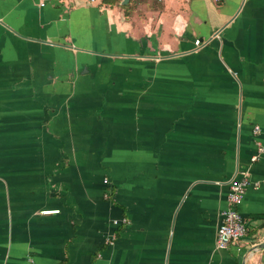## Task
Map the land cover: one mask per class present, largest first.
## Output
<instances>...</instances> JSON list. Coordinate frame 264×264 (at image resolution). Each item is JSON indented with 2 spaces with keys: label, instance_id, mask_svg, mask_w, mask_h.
<instances>
[{
  "label": "crops",
  "instance_id": "crops-1",
  "mask_svg": "<svg viewBox=\"0 0 264 264\" xmlns=\"http://www.w3.org/2000/svg\"><path fill=\"white\" fill-rule=\"evenodd\" d=\"M121 2L0 0V264H264V0Z\"/></svg>",
  "mask_w": 264,
  "mask_h": 264
},
{
  "label": "built area",
  "instance_id": "built-area-1",
  "mask_svg": "<svg viewBox=\"0 0 264 264\" xmlns=\"http://www.w3.org/2000/svg\"><path fill=\"white\" fill-rule=\"evenodd\" d=\"M48 0H39V5L44 6ZM96 0H89L93 3ZM195 44H199V40H195ZM259 132L258 126L253 128V133ZM258 154L264 153V144L257 146ZM254 156L253 159H256ZM250 185L248 177L243 176L241 179L232 180L229 184L226 208L221 212V223L216 231V247L218 249H225L230 244L238 243L242 237L246 235L247 227L246 222L238 211L241 204L246 188ZM58 210L47 211L57 212Z\"/></svg>",
  "mask_w": 264,
  "mask_h": 264
},
{
  "label": "trees",
  "instance_id": "trees-1",
  "mask_svg": "<svg viewBox=\"0 0 264 264\" xmlns=\"http://www.w3.org/2000/svg\"><path fill=\"white\" fill-rule=\"evenodd\" d=\"M120 0H102V2H106V3H111V4H114V3H118ZM129 6V2L126 4V5H124V6H122V7H128Z\"/></svg>",
  "mask_w": 264,
  "mask_h": 264
},
{
  "label": "water",
  "instance_id": "water-1",
  "mask_svg": "<svg viewBox=\"0 0 264 264\" xmlns=\"http://www.w3.org/2000/svg\"><path fill=\"white\" fill-rule=\"evenodd\" d=\"M129 0H122L121 5H125L128 3ZM261 247H264V243L261 244Z\"/></svg>",
  "mask_w": 264,
  "mask_h": 264
}]
</instances>
